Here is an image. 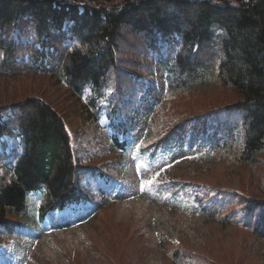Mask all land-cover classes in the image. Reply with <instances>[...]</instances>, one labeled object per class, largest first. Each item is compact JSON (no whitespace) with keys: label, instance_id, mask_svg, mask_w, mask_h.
I'll list each match as a JSON object with an SVG mask.
<instances>
[{"label":"trees","instance_id":"obj_1","mask_svg":"<svg viewBox=\"0 0 264 264\" xmlns=\"http://www.w3.org/2000/svg\"><path fill=\"white\" fill-rule=\"evenodd\" d=\"M26 72L64 84L86 121L105 119L120 163H157L176 143L177 126L152 137L139 98L153 114L168 96L207 88L218 105L185 121L210 119L224 137L203 149L247 165L264 155V0H0V76ZM26 95L0 104L4 157L16 142L0 176V246L52 215L100 210L113 192H90L97 174L76 151L63 108ZM236 198L235 220L264 239V200ZM200 209L211 219L220 212Z\"/></svg>","mask_w":264,"mask_h":264},{"label":"rangeland","instance_id":"obj_2","mask_svg":"<svg viewBox=\"0 0 264 264\" xmlns=\"http://www.w3.org/2000/svg\"><path fill=\"white\" fill-rule=\"evenodd\" d=\"M154 83L165 91L163 73ZM200 90L166 97L153 114L145 97L138 99L139 118L148 122L154 139L177 126L171 151L158 153L157 163L139 166L131 159L120 163L110 148L108 122L86 121L65 85L48 73L0 76V104L34 94L63 108L76 151L97 174L90 192L102 198L104 189H113L100 210L52 215L31 233L6 241L0 264H264V239L235 220L241 203L231 200L235 194L264 200V155L247 165L238 156L203 149V140L220 143L224 135L205 117L195 124L185 121L218 105L216 88ZM15 147L10 141L5 155ZM6 156L0 149V176L13 160ZM213 204L220 212L211 219L200 208Z\"/></svg>","mask_w":264,"mask_h":264}]
</instances>
